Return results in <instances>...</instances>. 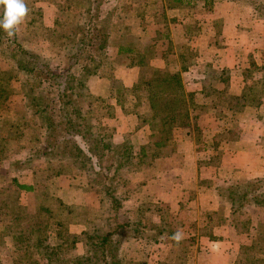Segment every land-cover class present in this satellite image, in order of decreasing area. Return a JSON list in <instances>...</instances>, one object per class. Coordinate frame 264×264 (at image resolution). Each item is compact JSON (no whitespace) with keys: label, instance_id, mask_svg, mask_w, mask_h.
Returning <instances> with one entry per match:
<instances>
[{"label":"rangeland","instance_id":"rangeland-1","mask_svg":"<svg viewBox=\"0 0 264 264\" xmlns=\"http://www.w3.org/2000/svg\"><path fill=\"white\" fill-rule=\"evenodd\" d=\"M164 1L165 0H35L34 5L29 4L30 6H28L26 4L28 0H24L29 11L24 21L16 29L18 32L17 34H19L18 38L16 39L14 36L9 37L6 32L0 30V69L2 71H9L8 74L16 75L18 73L13 67V65L16 64L15 54L22 48L49 58L54 66H62L65 62L64 53L67 50L63 41V38L66 36H61L62 33L66 31V33L69 31L71 32L73 25L78 21L84 26L82 33L90 35L86 32V28L91 19L92 21H96L99 25V20H108L106 25L103 24L105 26L104 31H101L105 42L108 44L107 57L102 58V52H98V49L93 45L89 48L91 50L87 54L92 53L91 58H94V61L99 63V67H97V69L95 68V62L93 60H81V64L74 68L76 90H78L79 78L83 75V72L92 69L88 74L87 86L85 85L81 90V95L77 98L76 104L81 111H83V114L86 115L88 124L96 126L94 131L101 130L102 128H100V125L105 123L104 126L108 130L106 132V137L109 141L121 143L125 140H129V143L134 145V154L131 160H129V166H127V163L122 166L119 171V176L120 179L128 181L126 187H134L135 190L128 192V190H126L127 188L125 190L122 188L123 190L121 189V192H119L120 189L117 191V195L123 200V206L132 210H134L132 207H134L133 205L136 203L139 205V209L143 210H148V207L154 205L158 206L160 204V201L155 203L150 199H145L143 201L140 199V202H136L135 199L137 195H145L143 186L135 183L137 179L145 177V173L148 169H152L148 168V165H145L149 164L148 162L152 156L153 159H155V157L168 155V152L163 153L159 151L161 150L160 147L168 143H174L176 139L182 137V133L180 134L178 130L187 129L190 126L192 127L195 123V121H190V119L184 116L177 117V120L175 118L169 119L171 131L166 135L167 139H164L162 145H154L155 141L160 140L161 137H157V134L154 133L150 122H142L143 119L140 118V114H146L148 116V114L151 113L149 103L147 102V89H139L134 94L129 92L123 95L121 93L126 87H124L120 79L116 77L111 79L110 76H108L111 74L109 69L113 66L115 60H119V62L122 63L121 66L125 65L128 67L130 64L131 67L136 66L137 75L140 74L142 70H145L142 68L143 66L140 67L138 65L140 57L139 50L142 46L146 48L153 47L151 51L155 52L148 56L149 58L146 64L148 65L147 68L156 67L153 63L160 57L164 45H166L164 38H162V35L165 33L162 28V21L164 17L166 18V15H168L166 13ZM60 6H63V9L59 8ZM37 10L42 13L40 17L42 19L37 17L39 15L38 13L35 17L37 23L32 28L28 25L27 17H30L34 13L33 11ZM53 27L57 29V31H61V33L58 34L59 32H51L49 30L44 32L42 29H52ZM94 36L95 33H93V37ZM98 41H101V39ZM131 44L137 49L135 54L131 56L121 55L120 57L114 55V51L120 45ZM95 45L100 47L98 42ZM119 70L122 71V68ZM113 72L115 76V69ZM121 73L122 72H119L118 75L120 78ZM147 73L149 74V72ZM19 74L21 80H15L13 84L11 82L13 88L8 89L11 95H9L10 97L5 101V105L0 107V189L8 186L10 193H13L11 194V198L15 201H12L11 207L13 204L17 203L20 206L31 208L33 211H36V209L39 211L47 204H52V202L44 200V191H49L52 195L61 199L60 190H62L63 187H69L71 190L75 188L79 191L80 196H74L73 199L81 201V206L86 207L88 213L85 217L86 219H83L82 216H78L77 218L80 220L83 219V222L71 223L68 225V231L70 233H76L77 231L82 232L85 229H90L95 225L102 224L106 216L114 215V213L112 212L113 210L110 209V201H102L101 194L97 191V189L100 188V184H98L97 181V184L92 182L94 181L92 179H94L95 175L90 172L93 170V168L90 167L91 163L89 162L88 164V170L75 169L74 172L70 174V177L53 175L55 166L61 163H70L73 159L69 154L66 155L64 152L65 145L63 142H58L55 145L56 147L54 146L55 148L53 147L48 154H44L45 149H48L49 140L51 138L48 134L46 135V131L42 126V119L34 114L35 109H32V106L29 107V96L26 95V92L30 87H24L26 80H22L27 76L21 72ZM47 85V81L43 83L44 88L46 87L48 93L52 95L53 93L51 92L53 89L48 88ZM38 90L39 89H37V91ZM97 96H100L101 100L96 99L95 97ZM136 97L140 98L144 103L135 107V103L137 102ZM215 102V106L219 105L218 113L222 115L224 108H227L225 106L228 104L223 101L222 96L219 94H216ZM231 103L236 109V101L231 100ZM187 106L189 109L192 107V105ZM261 110L262 108L260 107H256V110L254 108L249 109L245 113H239V117H243L242 114H248L245 115L246 122H248L247 118L251 119V117H253V119H256L255 116L260 115L262 112ZM191 111H193V113L196 112L195 109H191ZM24 113H30V116L26 118ZM117 114H120L121 118L115 119ZM113 116L115 118H112ZM192 116H194V114ZM240 119L241 118H239V121H241ZM253 119L250 121L252 122L250 127L252 126L255 128L257 127L256 122L258 120L253 122ZM59 121H61L60 118ZM239 121L226 120L222 121L220 124H216L219 123L218 120L215 122L205 121V124L202 122V129L206 130L207 134L206 136H201L200 134L196 136L198 144H200L199 148L203 147L201 144L211 148L209 149V154H206L208 155L207 161L209 160L210 163L218 161V165L214 163L212 166H221V168L217 170L210 169L209 171H212V175L216 176V178L213 177L216 184L219 183V185L216 186V193L224 198L226 207L231 210L232 204L226 199V195L230 193L228 189L235 185L236 181H239V174L236 175V165H238L237 169L240 170L241 168L242 171L243 168L245 169L244 165L248 166L247 164L252 162L247 160L248 157H246V152L236 155L234 147L230 143L236 140V136L241 128H244L240 126L241 122ZM222 123H225V126H223ZM122 126L128 127L130 133L122 134L119 130L123 128ZM60 128L63 130L62 126ZM218 128L222 129V131L216 132L214 135L211 134ZM133 129H142L146 131V134L149 133L150 129L153 134L149 137L147 142H145L144 146H142L140 140L133 135L134 131L131 132ZM64 134L65 132H62L57 140L63 139ZM261 144V150L255 153L258 156H262V160L260 159L258 161L263 162L264 139L261 141ZM148 145H151L152 149L148 151V154L147 152L143 153L142 150ZM211 156H213V158ZM251 156L253 157H250V159L255 158L254 153H252ZM170 162L176 163L177 159H172ZM239 162H243L241 167ZM219 173L221 177L218 180L217 178L219 177H217L216 174ZM13 176H17L23 183L28 182V184L35 185L37 189L36 194L16 190L14 184L11 182ZM237 183H244V181H239ZM137 186H139V188H136ZM147 190L149 193L153 192L151 186H149ZM82 195H84V197ZM251 197L252 195L249 199H252ZM74 205L79 204L75 202ZM244 206V217H240V214L237 216L240 217V220L245 222V226H242L245 228V231L241 232V234L243 237L248 238V240L244 239V242H246L244 245L250 246L255 243L258 237V231L264 230V204H255L249 200ZM174 212L169 209L170 214H174ZM146 213L151 217L150 219H145L146 217L143 219V223L146 226L142 228V234L138 238H126L123 244L127 256L138 259L139 261L149 262V260H154L156 254V252L154 253L152 251V245L156 242H164L163 237L166 235L170 236L174 234V232L168 233L163 231L159 233L158 228L160 226H156V220H154L157 219L158 216L149 214L148 212ZM45 215L44 213H38V216L29 217L23 222L26 227H34L38 222L40 223V220L48 222L45 235L40 231L34 234V236H36L35 238H45L42 244L43 246L39 245V243H34L33 245L29 244L25 249V245L22 244V249L18 250L16 239L12 237V235L0 237V264H18V259L26 255L33 256L35 259H39L42 262L46 261L47 253L51 252L54 247L62 243V239L57 235V219ZM130 215L132 214H127L126 218ZM174 215H172V217H166L170 225H164V228L169 230L175 226L178 229L173 240L171 239L173 242V244H171L174 245V241L178 240L183 249L187 247L190 240L196 239V233L195 231H190V228V230H187L188 233L182 232L180 230V228H182L180 225L181 223L176 218L174 219ZM63 216L67 218L65 214ZM0 224V230H2L4 224L1 222ZM82 228L84 229L82 230ZM188 234L190 235L189 237H187ZM185 237L187 239H185ZM77 245V247H80V250L77 248V251L79 253L83 252V244L78 243ZM37 248L41 253L37 252ZM188 249L189 248H187V250ZM260 249H264V245L261 243L254 250H243V253H241L242 259L251 257V259L244 260V263L250 264L251 261H254L252 257L255 256L257 257L256 259L264 258V254L258 253ZM240 252H242L241 248ZM192 253L193 250L189 249V258ZM176 256L177 254L174 251L173 253L167 252L166 255L163 256L165 257L163 261L165 262L166 260L170 262L174 260Z\"/></svg>","mask_w":264,"mask_h":264},{"label":"trees","instance_id":"trees-1","mask_svg":"<svg viewBox=\"0 0 264 264\" xmlns=\"http://www.w3.org/2000/svg\"><path fill=\"white\" fill-rule=\"evenodd\" d=\"M177 1L180 2V0ZM250 1L255 5L256 14L264 17V0ZM34 2L35 0H28L26 4L30 6L34 5ZM169 3H171V1ZM208 3L211 5L213 2L208 1ZM59 8L63 9V6ZM33 12L34 13L30 17H27L28 25L32 28L37 23V19L35 18L37 14L39 13L37 16L38 18L42 15L38 10ZM0 14H2V5H0ZM99 22L100 25L91 19L86 28V32L90 35L82 33L84 26L78 21L73 25L71 32L69 31L66 33V31L62 33L61 36H66L63 38V41L66 46L65 48H67L64 53L65 62L62 66H54L49 58L22 48L15 54L16 64L13 65L18 74L11 75L8 74L9 71H2L0 69V107H3L5 101L10 97L9 95H11V92L8 89L13 88V82L15 80H21L19 73L26 74L27 77L22 80H26L24 87H30L26 92V95L29 96V107L32 106V109H35L34 114L42 119V126L46 131V135L48 134L51 138L49 140L48 149H45L44 154H48L58 142H63L65 145L64 152L66 155L69 154L72 157V162L67 164L61 163L55 166L53 175L70 177V174L74 172L75 169L88 170V164L90 162V167L93 168L90 172L95 175L94 179H92L94 181L92 182L96 183L97 181L98 184H100V188L97 189V191L101 194L102 201H110V209L113 210L112 212L114 213V215L106 216L103 219V223L100 225L85 229L81 233H70L68 231V225L71 223H82L83 219H86L85 217L88 213L86 207L67 204L62 201V199L52 195L49 191H44V196H42L44 200L50 201L52 204H47L39 211L38 209L33 211L31 208L20 206L17 203L13 204L11 207V203L14 200L11 198V194L13 193H10L8 186L6 188L3 187L0 189V222L4 224V228L0 230V237L12 235V237L16 239L18 250L22 249V244L25 245V249L29 244L33 245L34 243H39V245H42L45 238H35L36 236H34V234L40 231L45 235L48 222L40 220V223L38 222L34 227H26L23 222L29 217L38 216V213H44L48 217L51 216L57 219V235L62 239V243L54 247L51 252L47 253L45 262L35 259L33 256L26 255L18 259V264H151L147 261H139L138 259L127 256L123 244L126 238H138L142 234V228L146 226L143 223V219L145 217V219H150L151 217L148 216L146 212L158 216L159 219L163 220L164 224L160 227L158 226L159 228L157 227L159 233L163 231L168 233L174 232V234L169 236L173 240L175 233L178 231L175 226L169 230L164 228V225H170L166 217L172 216L169 213L168 206L163 202L158 206L154 205L148 207V210L139 209V205L136 206V204L132 207L134 210L127 209L123 206V200L117 195V191L120 189L119 192H121L122 188L124 190L127 188L126 190H128V192H132L135 188L126 187L128 181L120 179L119 171L122 166L130 162L129 160H131L134 154V145L130 144L129 140H125L121 143L109 141L106 137V132L108 130L102 124L100 125V128H102L101 130L94 131L96 126L88 124L86 115L83 114V111H81L76 104L77 98L81 95V90L85 85L87 86L88 74L92 69L83 72V75L79 78L78 90H76L74 68L81 64V60L94 61V58H91L92 53L87 54L91 50L89 48L93 45L98 49V52H102V58L107 57L108 44L105 42L101 31H104V25L108 23V20L102 19L101 21L99 20ZM42 29L44 32L49 30L51 32H59L58 34L61 33V31H57L54 27L52 29ZM17 33L16 31L14 35L16 39L19 36ZM93 33H95L94 37ZM162 38H164V42H170V34H168L167 31L162 35ZM99 39H101V41H98ZM97 42L100 47L95 45ZM152 48L153 47H140L138 65L140 67L143 66L142 68L145 70H142L137 81L131 87L124 88L121 94L125 95L129 92L134 94L139 89H147V102L149 103L151 113L149 112L150 114H148V116L146 114H140V118L143 119L142 122H150L154 133L157 134V137H161L160 140H156L154 143V145L159 146L164 143V139L167 137L166 135L171 131L169 119L175 118L177 120V117L180 116L190 119L187 105H189L188 101H193V96L192 94H186L183 77L180 72H172L168 68H147L148 65L146 62L149 58L148 56L155 52L151 51ZM136 51L137 49H135L132 44L120 45L116 48L114 55L118 57L121 55L131 56L135 54ZM181 61L184 67L188 66L191 62V55L187 56L182 54ZM119 63H121L119 60H115L113 66L109 69L111 74L108 76H110L111 79L115 78L113 70ZM94 66L97 69L99 63L95 62ZM147 72H149V74ZM224 77H226V79L228 78V72H226V70H222L221 73L213 74L210 78L212 81H218L220 78ZM262 80H264V76ZM46 81L48 82V88L53 89L51 93L54 95L48 93L46 87L44 88L43 83ZM37 89L39 90L37 91ZM263 90L262 86L260 87V91L259 87L249 88L246 93L238 97L231 96L227 90L220 91L215 87H211L208 89L207 93L209 95L213 93L222 96L223 101L228 104L230 109H235L231 100L236 101L237 111L242 106L257 105L261 101ZM95 98L101 100L100 96ZM136 100L135 107L144 103L138 97H136ZM24 114L26 118L30 116V113ZM59 118L61 121H59ZM61 126L64 131L60 128ZM62 132H65L63 139L57 140ZM151 149L152 146L148 145L144 147L142 152H147L148 154V151ZM211 157L213 158V156ZM214 163H218V161L211 164ZM11 182L14 184L16 190L36 194L37 189L35 185L28 184V182L23 183L17 176H13ZM136 188H139V186ZM228 190L230 193L226 195V199L232 204V219L241 233L245 231V228L242 227L243 225L245 226V222L239 219L241 216L244 217V204L249 200L255 204H264V177H257L244 183H236ZM251 195L252 199H249ZM129 213L132 215L126 218V215ZM64 214L67 218H64ZM238 214H240V217L237 216ZM78 216H82L83 219H78ZM194 241V239H192V241L190 240L187 247L183 249L180 241H174L175 247L171 250V253L174 251L177 254L176 258L162 264H188V251ZM78 243L83 244L84 249L81 253L77 251ZM260 243L264 245V230L258 231V237L253 245L241 246L242 252H240L237 264H248L244 263V260L251 259V257L242 259L241 253H243L245 249L254 250ZM187 248L189 249L187 250ZM36 250L41 253L38 248ZM258 253L264 254V249L258 250ZM256 258V256L252 257L254 261H251L250 264H264V258Z\"/></svg>","mask_w":264,"mask_h":264},{"label":"crops","instance_id":"crops-1","mask_svg":"<svg viewBox=\"0 0 264 264\" xmlns=\"http://www.w3.org/2000/svg\"><path fill=\"white\" fill-rule=\"evenodd\" d=\"M208 1L213 3L210 5ZM164 4L168 15L162 21V28L170 34V42H166L160 57L153 64L158 68H168L172 72L181 73L186 94L193 96V101H188L189 105H192L188 112L190 121L195 123L192 127L178 130L182 137L174 143L160 147L159 151L168 152V155L151 158L149 164H145L152 169H148L145 177L137 179L135 183L143 186L145 196L137 195L135 201L150 199L155 203L163 202L170 211H175V215L171 216L174 215V219L181 223L182 232L188 233L187 230L190 229L195 231L196 239L190 246L193 253L190 258L188 256V264H237L240 248L246 244L244 239L248 238L242 236L232 219L231 209L226 207L224 198L216 193L219 183L216 184L213 179L216 176L209 170H217L221 166L214 167V164L207 161L206 154H209L211 148L203 144V147L199 148L196 136L207 134L206 130L202 129V122L205 124V121L218 120L219 123L216 124H220L222 121H239L241 118L240 126L244 128H241L236 140L230 143L236 155L246 152L247 160L252 162L248 163V166L244 165L245 169L242 171L241 168L238 170L236 165V175L239 174V181L244 182L264 177V161H258L262 160V156L255 153L261 150V141L264 139V90L257 105L242 106L237 111L226 105L222 115L218 113L219 105L215 106L216 94L207 93L208 89L215 87L220 91L227 90L231 96L239 97L249 88L262 86L264 89V17L256 14L255 5L250 0H165ZM182 54L191 55V62L186 67L181 61ZM121 65L122 63H119L115 66V77L120 79L125 87H131L139 78L136 66ZM121 68L122 71L119 70ZM222 70L228 72V78L212 81L210 77L221 73ZM118 71L122 72L121 78ZM256 107L262 108L261 114L255 116L256 119L247 118L248 123L245 117L248 114L239 117V113L253 108L256 110ZM191 109L196 112L193 113ZM115 117L112 118H121L120 114ZM252 119L253 122L258 120L255 128L250 127ZM222 125L225 126V123ZM219 128L211 134L222 131ZM142 129H133L131 132L134 131L133 135L144 146L153 133L149 129L146 134ZM119 130L122 134L130 133L128 127ZM252 153L255 155L254 159H250L253 157ZM172 159H177V162H170ZM239 163L241 167L243 162ZM216 175L219 180L220 173ZM149 186L152 193L147 190ZM74 196H80L75 188L71 190L69 187H63L60 190L62 201L82 205L81 201L73 199ZM154 220L156 226L164 224L159 217ZM189 234L187 237L191 235ZM163 238L164 242L152 245V251L156 254L154 260H149V263H164L163 256L175 247L171 244V237L166 235ZM78 248L80 250V247Z\"/></svg>","mask_w":264,"mask_h":264},{"label":"clouds","instance_id":"clouds-1","mask_svg":"<svg viewBox=\"0 0 264 264\" xmlns=\"http://www.w3.org/2000/svg\"><path fill=\"white\" fill-rule=\"evenodd\" d=\"M0 5H2L0 30L6 32L9 37H13L29 10L24 0H0Z\"/></svg>","mask_w":264,"mask_h":264}]
</instances>
